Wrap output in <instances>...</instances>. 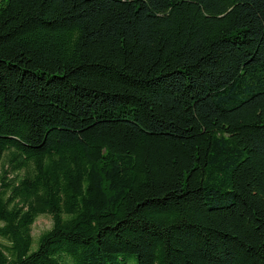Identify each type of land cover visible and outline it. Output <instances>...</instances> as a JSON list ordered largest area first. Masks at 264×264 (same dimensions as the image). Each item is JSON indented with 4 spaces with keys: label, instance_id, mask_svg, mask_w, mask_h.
Returning a JSON list of instances; mask_svg holds the SVG:
<instances>
[{
    "label": "trees",
    "instance_id": "trees-1",
    "mask_svg": "<svg viewBox=\"0 0 264 264\" xmlns=\"http://www.w3.org/2000/svg\"><path fill=\"white\" fill-rule=\"evenodd\" d=\"M0 237V264H264V0H0Z\"/></svg>",
    "mask_w": 264,
    "mask_h": 264
},
{
    "label": "rangeland",
    "instance_id": "rangeland-1",
    "mask_svg": "<svg viewBox=\"0 0 264 264\" xmlns=\"http://www.w3.org/2000/svg\"><path fill=\"white\" fill-rule=\"evenodd\" d=\"M51 224H52L51 216L47 214L40 215L35 219V221L33 222L31 226V236L33 239V248L36 246V243L40 235L45 230L50 228ZM8 244L9 242L6 239L0 237V245H8ZM129 264H135V260L130 259Z\"/></svg>",
    "mask_w": 264,
    "mask_h": 264
}]
</instances>
